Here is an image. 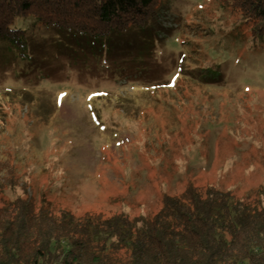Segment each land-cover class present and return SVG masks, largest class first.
<instances>
[{
    "label": "rangeland",
    "instance_id": "1",
    "mask_svg": "<svg viewBox=\"0 0 264 264\" xmlns=\"http://www.w3.org/2000/svg\"><path fill=\"white\" fill-rule=\"evenodd\" d=\"M151 15L96 42L27 19V46L0 45V208L135 218L190 184L264 191V39L221 0Z\"/></svg>",
    "mask_w": 264,
    "mask_h": 264
},
{
    "label": "trees",
    "instance_id": "2",
    "mask_svg": "<svg viewBox=\"0 0 264 264\" xmlns=\"http://www.w3.org/2000/svg\"><path fill=\"white\" fill-rule=\"evenodd\" d=\"M264 39V0H221ZM158 0H0V45H28L34 19L76 42L146 27ZM68 34L67 36H64ZM0 264H264V191L240 198L194 184L153 215L76 216L16 198L0 208Z\"/></svg>",
    "mask_w": 264,
    "mask_h": 264
}]
</instances>
